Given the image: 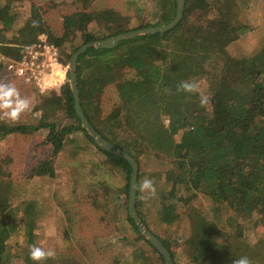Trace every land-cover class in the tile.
<instances>
[{"label": "trees", "instance_id": "16d2710c", "mask_svg": "<svg viewBox=\"0 0 264 264\" xmlns=\"http://www.w3.org/2000/svg\"><path fill=\"white\" fill-rule=\"evenodd\" d=\"M21 1L0 0V53L18 58L46 32L67 64L84 44L165 25L177 15L176 0H157L154 15L146 12L145 4L140 7V1L145 0H131L135 3L133 14L113 7L96 8V0H27L29 16L24 26L18 27L23 15ZM243 3L186 0L184 14L173 28L123 39L113 47L91 46L77 59L84 113L103 137L138 162L136 209L143 225L168 247L174 264H232L241 256H247L252 264H264V237L251 239L245 229L254 230L264 222V46L233 55L239 38L251 30L242 20L249 2ZM61 5L75 8L63 16L59 34L51 30L44 12ZM71 37L78 43H68ZM4 69L5 62L0 60V72ZM186 80L210 83L205 104L200 103L204 94L199 90H177ZM108 88L115 90L118 102L105 113ZM34 109L41 114L36 123L7 125L0 120V142L11 134L45 128L46 142L52 145L55 157L74 143L71 134L83 132L80 146L88 149L93 145L102 155L95 165L98 169L104 165L124 175L126 182L118 190L128 197L131 163L102 149L85 130L69 82L60 94L40 93ZM62 116L65 122L58 121ZM53 165V157L37 164L34 173L41 180L31 184L46 188L45 176L54 179L56 175ZM92 170L93 181L88 185L97 187L103 179ZM146 178L155 185L154 195L140 189ZM16 186L0 164V264H38L28 255L30 247L16 252L9 249L8 240L21 215L29 234L45 216L40 199ZM103 188V201L108 205L111 187ZM153 214L156 221L150 217ZM113 216L126 251L114 262L131 264L136 257L140 262L132 264H166L127 208L123 217L115 212ZM157 222L170 234L164 235ZM179 228L180 233L174 234ZM69 233L63 231L54 249L56 255L39 264H82ZM143 243L159 253V258L153 259ZM181 255L187 259L180 262Z\"/></svg>", "mask_w": 264, "mask_h": 264}, {"label": "rangeland", "instance_id": "374dc122", "mask_svg": "<svg viewBox=\"0 0 264 264\" xmlns=\"http://www.w3.org/2000/svg\"><path fill=\"white\" fill-rule=\"evenodd\" d=\"M244 1L249 3L242 11V20L250 24L251 30L245 31V34L239 38L238 47H233L234 56L264 46V0H239V3L244 6ZM156 3L157 0H145L140 1L139 4L140 7L145 4L146 12L154 15ZM18 4L23 15L17 25L23 27L29 16L30 2L22 0ZM95 7H113L123 14L135 13V3H131V0H96ZM74 8L72 5H61L44 12V17L53 32L59 34L62 32L63 16ZM17 13L19 12L17 11ZM133 24L135 25L136 21L133 20ZM76 41L78 43L76 38L71 37L68 43H76ZM0 83L14 84L22 96L32 99L31 107L25 110L18 120H8L2 114H0V120L7 125L36 123L41 116L39 111H34L40 95L36 87L23 82L19 77L8 75L5 69L0 72ZM210 88V83L204 81L200 84L199 91L207 97L210 95ZM104 97V111L108 113L118 102V98L115 90L111 88L107 89ZM64 119L67 120L65 116H62L58 121L65 122ZM47 134L48 130L45 128L30 134L18 132L7 136L4 141L0 142V164L6 175L11 176L18 185L16 188L19 191H25L29 196L38 197L45 211V216L33 234H29L28 230H25L27 222L23 215L20 216L18 228L8 240L9 249L16 252L20 251V248L39 244L46 249L54 250L62 240L63 231L68 229L69 235L76 243L77 256L81 259L82 264H120L119 260L114 262V258L118 254L119 256L123 255L126 251L121 242L122 235L116 230V217L113 216V212L123 217L126 208L128 209L129 195L127 197L126 194L120 193L118 190L126 182L124 175L119 170L109 171L104 165L100 169L95 166L100 162L102 155L96 153L97 150L93 145H90L88 149H83L80 146L84 138L83 132L71 134L69 137L71 140H75L74 143L69 144L55 157L52 145L46 142ZM75 147L77 148L75 149ZM52 157L56 173L54 179L45 176L46 188H41L42 186L40 185V187L38 184L32 185L33 180H41L40 176H36L34 173V167L42 160ZM92 169H94V175L97 178L103 179V183H99L97 187L88 185L93 181V177L90 176ZM104 185L111 187L110 197L112 198L108 205H105L103 201ZM150 217L156 221L155 214ZM155 224L159 225V222ZM159 226L162 229L165 225L160 223ZM181 228L174 230L173 233H180ZM245 229L251 239L256 240L264 237V222L259 223L254 230L252 228ZM157 233L160 234L161 230H158ZM165 234H170V231H165ZM143 244L145 249L153 254L151 255L153 259L159 258V253L153 251L150 245ZM186 257V255H181L178 260L185 261ZM139 262L140 259L136 257L131 259V264Z\"/></svg>", "mask_w": 264, "mask_h": 264}, {"label": "water", "instance_id": "95a60500", "mask_svg": "<svg viewBox=\"0 0 264 264\" xmlns=\"http://www.w3.org/2000/svg\"><path fill=\"white\" fill-rule=\"evenodd\" d=\"M176 1H177V15L171 22L165 25L145 27V28L135 29L132 31H126V32H122L117 35H114L112 37H108L101 41L89 42L87 44L82 45L72 55L70 62H69L70 85H71L72 92L74 95L75 109H76L77 115L81 119L85 130L94 139L97 145H99L104 150L110 151L111 153L121 155L122 157L126 158L131 163L132 176H131V181H130V192H129V201H128L129 213L131 216L134 217V220L137 223L141 234L153 245L154 248H156L159 251V253L163 256L166 264H174L170 250L155 233H153L151 230H149L143 225L142 220L139 216V213L136 209L135 204H136V198H137V179H138V171H139L138 162L132 155L126 153L125 151L117 147L115 144L111 143L108 139L103 137L95 129V127L90 123V121L88 120V118L86 117L84 113V109L81 104L79 88H78L77 59L88 47H91V46H98V47H103V48L113 47L123 39L133 38L135 36L146 34V33L164 32V31H167L173 28L181 20L184 14L185 5H186V0H176Z\"/></svg>", "mask_w": 264, "mask_h": 264}, {"label": "clouds", "instance_id": "9594fccd", "mask_svg": "<svg viewBox=\"0 0 264 264\" xmlns=\"http://www.w3.org/2000/svg\"><path fill=\"white\" fill-rule=\"evenodd\" d=\"M69 64V63H68ZM52 72L50 74H42L43 79L39 81L41 91H45L50 85L59 82L57 77L62 78L64 76V71L59 65H51ZM68 83V82H67ZM69 83H70V70H69ZM200 89L199 82L195 80L181 81L178 85V91L182 90L188 93H195ZM207 102V97L201 95L200 103L205 104ZM32 105V99L27 96H22L20 91L11 83H0V114L8 120L16 121L19 119L20 115L28 110ZM142 191L148 192L150 195L155 194V185L151 179H144L140 185ZM29 257L35 262H41L48 257H53L56 255L55 251L52 249H46L39 244H33L29 248ZM232 264H252L251 260L247 256H241L239 258L233 259Z\"/></svg>", "mask_w": 264, "mask_h": 264}, {"label": "built area", "instance_id": "2783aa9c", "mask_svg": "<svg viewBox=\"0 0 264 264\" xmlns=\"http://www.w3.org/2000/svg\"><path fill=\"white\" fill-rule=\"evenodd\" d=\"M0 60L5 62V72L8 75L21 78L23 82L36 87L40 93L53 91L60 94L69 82V64L61 59L59 48L50 40L46 32L40 33L37 39L24 49L20 57H8L0 53ZM53 64L60 66L64 76L57 77L59 82L50 85L42 92L39 81L43 79L42 74L47 75L52 72Z\"/></svg>", "mask_w": 264, "mask_h": 264}]
</instances>
